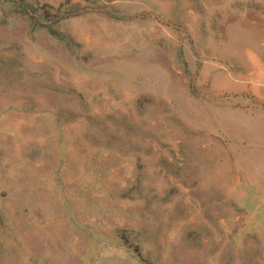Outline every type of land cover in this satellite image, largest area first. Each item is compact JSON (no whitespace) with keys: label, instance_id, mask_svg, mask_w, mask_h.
<instances>
[{"label":"rangeland","instance_id":"obj_1","mask_svg":"<svg viewBox=\"0 0 264 264\" xmlns=\"http://www.w3.org/2000/svg\"><path fill=\"white\" fill-rule=\"evenodd\" d=\"M264 0H0V264H264Z\"/></svg>","mask_w":264,"mask_h":264},{"label":"bare ground","instance_id":"obj_2","mask_svg":"<svg viewBox=\"0 0 264 264\" xmlns=\"http://www.w3.org/2000/svg\"><path fill=\"white\" fill-rule=\"evenodd\" d=\"M262 73L264 74V70L262 71Z\"/></svg>","mask_w":264,"mask_h":264}]
</instances>
